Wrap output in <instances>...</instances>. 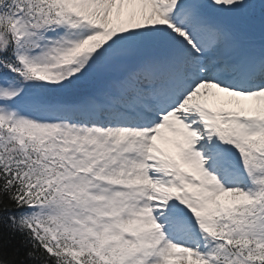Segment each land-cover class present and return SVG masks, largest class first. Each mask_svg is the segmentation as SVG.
Returning a JSON list of instances; mask_svg holds the SVG:
<instances>
[{"label": "snow or ice", "instance_id": "6c2138e0", "mask_svg": "<svg viewBox=\"0 0 264 264\" xmlns=\"http://www.w3.org/2000/svg\"><path fill=\"white\" fill-rule=\"evenodd\" d=\"M16 237L264 264V0H0V264Z\"/></svg>", "mask_w": 264, "mask_h": 264}, {"label": "trees", "instance_id": "16d2710c", "mask_svg": "<svg viewBox=\"0 0 264 264\" xmlns=\"http://www.w3.org/2000/svg\"><path fill=\"white\" fill-rule=\"evenodd\" d=\"M19 237H16L11 246H8L4 249V259L14 260L15 264H19L20 260L24 258L25 249L19 246ZM16 248H19V251H15ZM25 264H31L29 261H25Z\"/></svg>", "mask_w": 264, "mask_h": 264}]
</instances>
